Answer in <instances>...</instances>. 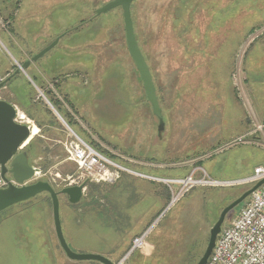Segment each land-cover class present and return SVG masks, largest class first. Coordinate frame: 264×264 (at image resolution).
<instances>
[{
    "label": "rangeland",
    "instance_id": "1",
    "mask_svg": "<svg viewBox=\"0 0 264 264\" xmlns=\"http://www.w3.org/2000/svg\"><path fill=\"white\" fill-rule=\"evenodd\" d=\"M15 1L3 5L14 8L11 33L0 17L1 96L25 114L21 123L39 128L24 148L40 172L28 183L46 180L61 190L75 185L72 176L85 184L76 203L59 195L72 250L136 264L138 253L156 252L166 237L175 245L170 251L202 257L222 210L254 185L212 181L246 178L264 165V0H240L221 25L214 9L235 0H204L206 10L186 15L187 30L179 19L173 26L177 0L133 2L135 32L166 122L162 135L129 52L122 7L97 14L109 0H19L18 8ZM57 38L25 72H15ZM35 74L44 88L30 79ZM50 98L61 102L62 112L54 107L71 129ZM77 135L129 170L115 182L86 179L68 159L65 143ZM191 175L196 182L183 183ZM0 264L104 263L67 256L51 196L42 192L0 211Z\"/></svg>",
    "mask_w": 264,
    "mask_h": 264
},
{
    "label": "water",
    "instance_id": "2",
    "mask_svg": "<svg viewBox=\"0 0 264 264\" xmlns=\"http://www.w3.org/2000/svg\"><path fill=\"white\" fill-rule=\"evenodd\" d=\"M135 0H109L96 10L97 14L104 13L115 7H122L126 39L129 48V52L137 66L140 73V77L143 81V86L147 94L148 100L151 102L153 113L157 116L158 132L162 135V131L165 129V119L159 97L157 94V88L154 82L153 74L146 60L144 53L140 47L139 41L136 37L134 28V20L132 16V4ZM59 38H57L50 45L46 46L39 52H37L30 59L23 62L19 69L26 71L30 64L35 62L54 45L57 44ZM4 85V82L0 84V87ZM47 101L60 116V112L54 107L52 102ZM17 111L15 106L7 99L0 98V169L1 176L7 179V173H11L13 178L18 182L17 184L10 182L8 186L0 188V211L6 207L15 204L20 201L27 200L33 196H36L42 192H48L52 199L53 204V217L55 223V230L57 237L60 241L62 248L67 256L75 260H98L104 264H120L115 263L110 258L99 253H79L72 250L68 244L63 232L61 213H60V193L68 195L69 201L72 203L78 202L84 192L85 184L69 185L61 190H57L52 183L46 180H38L32 183H26L34 178L38 172L37 167L30 162L28 153L22 148L29 138L32 136V127L28 124L21 123L15 120ZM66 122V121H65ZM68 124V122H66ZM30 142V141H29ZM27 146V145H26ZM234 182H241L238 180H220V183L230 184ZM264 183V177L255 183L252 187L243 192L239 197L230 202L221 212L219 219L215 222L210 230L209 243L202 257L197 264H206L219 235L223 222L227 213L243 202L248 196H250L255 189Z\"/></svg>",
    "mask_w": 264,
    "mask_h": 264
},
{
    "label": "built area",
    "instance_id": "3",
    "mask_svg": "<svg viewBox=\"0 0 264 264\" xmlns=\"http://www.w3.org/2000/svg\"><path fill=\"white\" fill-rule=\"evenodd\" d=\"M1 83L2 78H0ZM2 88L3 86L0 87V98H2ZM41 94L44 95L42 92ZM16 111L15 120L23 122L26 117L25 114L17 108ZM64 123L71 129L69 124L65 121ZM77 137V140L65 143L68 159L77 164L81 174L87 177L86 179L115 182L123 172L129 170L112 155H105L80 136L77 135ZM23 146L21 147L24 148ZM39 174L38 171L35 177H38ZM140 174L149 176L144 173ZM263 177L264 165H259L252 175L242 178L241 182L255 184ZM69 178L71 183L76 184V179H72V176ZM10 182L18 183L14 178L9 180L2 177L0 169V188L8 186ZM195 182L196 180L192 175L183 179V183L187 185ZM212 183L223 184L220 183V180H213ZM139 244H143L142 237L136 239V245ZM206 264H264V183L253 191L237 216L229 224L222 227Z\"/></svg>",
    "mask_w": 264,
    "mask_h": 264
},
{
    "label": "trees",
    "instance_id": "4",
    "mask_svg": "<svg viewBox=\"0 0 264 264\" xmlns=\"http://www.w3.org/2000/svg\"><path fill=\"white\" fill-rule=\"evenodd\" d=\"M11 2H12V0H0V17L2 18V21L7 24V25H5V28H6L5 31H8L9 33L12 32L13 28L11 27V25H9L10 23L8 22V20L11 19V18H14V15L12 14L13 13L12 9H14V8L9 9L8 5H6V6H3V5H4V3H11ZM242 2H243V0H242ZM240 3H241L240 0H235L231 5H227L224 8H221V9H219V8H215L214 9L219 17H220V15L222 16L220 18L221 21L219 22L220 23L219 25L223 24V22H224L223 20L226 18L224 16L231 15L232 13L238 11ZM12 5L15 8L17 6H19V0L15 1V3L13 2ZM133 5H134V3L132 4V16H133ZM205 8L206 7H205V4H204V0H177L176 5H173V14H174L173 26H174V28L178 27L177 26V22H179V21L177 19H179V20H182L181 24L183 26H185V30H187L190 27L191 24L189 23V20L185 19V17L188 14V18H190V17L192 18V15H190L188 12H192L195 9H199L200 10V9H205ZM211 9H213V8H211ZM6 10H8V12H9L7 17L4 15L6 13L5 12ZM254 30H255V27L251 29V32H253ZM136 37L138 39V33L137 32H136ZM183 41L185 42L184 39H183ZM32 78H33V80L36 83H38V85L41 88H44L43 84H41V82L39 81V75L35 74V76H32ZM50 100L53 103V105L58 108L59 111H61V112L63 111L61 109L62 108V104H61V102L59 100H54L52 98H50ZM48 110L50 111V109H48ZM50 112H52V111H50ZM37 122H38V125L40 127H42V122H40V121H37ZM32 144L33 143L31 141V143H29L27 145V147L31 148ZM197 163L200 166L202 165V163L200 161H198ZM94 186L92 185V187H90L91 191L94 189ZM240 195L234 196L233 200H235ZM232 201H230V202H232ZM161 242H160L161 244L158 243V247H156V249H155L156 252H154V253L152 252V253L146 254L143 251H141L143 254L138 253V256H137V258L135 260L136 264H176V263L172 262V260H173V258L175 256H179L180 257V261H179L180 263L179 264H191L192 262L194 263L195 261H196V264H197V262L199 261V259L201 257V256L200 257H195V255L192 253V251H190V250L187 251L185 249V246H184L185 250L178 251L177 253H175L174 251L173 252L170 251V249L172 247H174L175 245H172L171 241H169L166 237H163V240ZM148 244H149L148 246L151 245L149 242H148ZM173 244H175V243H173ZM132 253H134V252H132Z\"/></svg>",
    "mask_w": 264,
    "mask_h": 264
},
{
    "label": "bare ground",
    "instance_id": "5",
    "mask_svg": "<svg viewBox=\"0 0 264 264\" xmlns=\"http://www.w3.org/2000/svg\"><path fill=\"white\" fill-rule=\"evenodd\" d=\"M28 123H29V122H28ZM33 123H34V122H33ZM29 125H30V124H29ZM38 132H39V128H38V126H33V128H32V136H31V138H29V140L24 144L23 147H25L26 145H28V143H29V141L32 139V137L34 138L35 135L38 134Z\"/></svg>",
    "mask_w": 264,
    "mask_h": 264
},
{
    "label": "crops",
    "instance_id": "6",
    "mask_svg": "<svg viewBox=\"0 0 264 264\" xmlns=\"http://www.w3.org/2000/svg\"><path fill=\"white\" fill-rule=\"evenodd\" d=\"M28 69V68H27ZM26 69V70H27ZM35 71H37L36 69H35ZM28 72V71H27ZM30 77V76H29ZM30 79H32L33 80V78L31 77ZM34 81V80H33ZM5 99H7V98H5ZM8 100V99H7ZM260 111H261V109H260ZM262 113H264V110L262 111ZM30 115H32V113H30ZM33 116V115H32ZM63 117V116H62ZM45 124L44 123H42V127L44 126ZM41 130V129H40Z\"/></svg>",
    "mask_w": 264,
    "mask_h": 264
},
{
    "label": "flooded vegetation",
    "instance_id": "7",
    "mask_svg": "<svg viewBox=\"0 0 264 264\" xmlns=\"http://www.w3.org/2000/svg\"><path fill=\"white\" fill-rule=\"evenodd\" d=\"M27 153H28V155H29V159H30V157H31V149L29 150H25ZM9 176L11 175V173H7Z\"/></svg>",
    "mask_w": 264,
    "mask_h": 264
}]
</instances>
